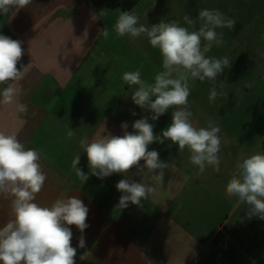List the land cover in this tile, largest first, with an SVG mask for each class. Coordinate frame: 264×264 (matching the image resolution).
<instances>
[{"label": "crops", "instance_id": "1", "mask_svg": "<svg viewBox=\"0 0 264 264\" xmlns=\"http://www.w3.org/2000/svg\"><path fill=\"white\" fill-rule=\"evenodd\" d=\"M140 3L32 0L23 9L0 14V34L22 43L24 55L17 67L28 66L24 78L14 85L19 91L13 103L0 104V132L15 134L26 149L38 150L47 177L36 195L38 205L50 207L57 199L77 196L89 208V227L83 234L69 226L71 244L77 248L75 264H244L240 255H245L234 241L242 234L228 233L214 213L215 183L220 181L224 189L220 177L230 169L225 160L231 153H218V172L207 166L199 174L187 147L179 151L177 145L169 147L170 141L154 142L148 150L158 151L161 161L170 163L159 181L138 175L133 168L126 176L89 175L84 182L72 167L80 154L78 167L89 173L81 140L90 143L108 135L122 136V123L132 132L134 121L151 116L131 99L138 86L127 85L122 77L139 69L142 80L154 83L163 70L161 54L146 36L118 37L114 29L118 9L132 10L139 24L150 27ZM105 27L108 38L101 34ZM5 87L0 85V91ZM18 104L28 106L26 114L18 111ZM174 110L170 108L156 121L149 119L155 135L171 123ZM123 178L149 184L156 191L142 206L129 203L121 208V192L115 185ZM11 200L10 195H0V227L13 219ZM247 222V217L238 218L235 229ZM81 235L85 248L78 247ZM85 252L91 254L81 259Z\"/></svg>", "mask_w": 264, "mask_h": 264}, {"label": "clouds", "instance_id": "2", "mask_svg": "<svg viewBox=\"0 0 264 264\" xmlns=\"http://www.w3.org/2000/svg\"><path fill=\"white\" fill-rule=\"evenodd\" d=\"M32 0H0V14H7L11 8L23 9ZM114 29L118 37L125 35L132 39L146 36L149 44L158 49L162 57V71L155 75L154 83L141 79L139 69L123 73V81L129 86H138L131 94L133 103L151 113L134 121L132 132L128 124H121L122 136L108 135L92 142L80 141L87 156L89 173L78 167L80 154L72 161L76 175L87 181L89 175L100 179L113 174L126 176L133 168L138 175H150L153 180H162L169 162L161 161L159 152L148 150L154 142L163 144L166 140L177 145L179 151L186 147L190 151L191 164L198 166V173L207 166L219 171L221 138L220 127L209 121L206 127H195L191 121L190 81L206 79L216 81L217 77L231 67L227 57H208L213 44L217 47L226 43L218 28L234 29L236 21L226 17L219 10L202 9L198 13L201 22L198 30L189 31L177 21L155 25L139 24V17L131 11H120ZM188 24L196 21L185 16ZM101 34L108 38L105 27ZM24 55L22 43L0 34V85H7L0 91V104L13 103L18 89L14 86L28 72V66L17 65ZM218 93L213 87L209 100L214 101ZM171 112V123L159 135L154 134V124L160 116ZM20 113H27L26 104H18ZM135 115V113H133ZM72 132H69L71 135ZM38 150L25 148L15 134L0 132V195H10L13 219L0 227V264H75L77 248L71 244L74 225L82 234L89 227V208L77 196L57 199L50 207L35 202L36 195L47 179L39 163ZM144 163L141 164L140 162ZM121 192L119 205L129 203L142 206V201L153 194L155 187L123 178L115 185ZM226 195L237 197L249 206L247 216L264 219V153L255 152L238 162L226 185ZM83 235L78 247L85 248ZM90 252H85L83 259Z\"/></svg>", "mask_w": 264, "mask_h": 264}, {"label": "rangeland", "instance_id": "3", "mask_svg": "<svg viewBox=\"0 0 264 264\" xmlns=\"http://www.w3.org/2000/svg\"><path fill=\"white\" fill-rule=\"evenodd\" d=\"M140 7V12L146 9L150 26L163 19L177 21L189 31L198 30L201 23L198 13L202 9L219 10L236 21L234 29H216L217 33H223L226 43L219 47L213 44L206 53L208 57H227L231 67L225 68L214 82L190 81L188 101L193 125L206 127L212 121L219 126L220 151L231 153L229 161L225 160L230 169L220 177L224 179V189L220 181L215 183L216 219L218 222L222 219L228 233L235 230L242 234L234 238L237 248L245 255H240V262L264 264V219L249 218V206L235 196L226 195V185L237 163L255 152L264 153V0H141ZM185 16L196 23L188 24ZM213 87L218 95L210 101ZM226 217L230 220L226 221ZM242 217H247L248 222L238 224L240 228L235 229L236 220Z\"/></svg>", "mask_w": 264, "mask_h": 264}, {"label": "built area", "instance_id": "4", "mask_svg": "<svg viewBox=\"0 0 264 264\" xmlns=\"http://www.w3.org/2000/svg\"><path fill=\"white\" fill-rule=\"evenodd\" d=\"M222 228L224 229L225 227L222 226Z\"/></svg>", "mask_w": 264, "mask_h": 264}]
</instances>
